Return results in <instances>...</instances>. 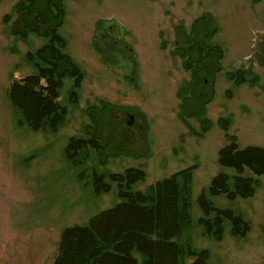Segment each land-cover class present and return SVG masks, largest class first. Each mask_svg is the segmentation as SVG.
<instances>
[{
	"label": "rangeland",
	"instance_id": "obj_1",
	"mask_svg": "<svg viewBox=\"0 0 264 264\" xmlns=\"http://www.w3.org/2000/svg\"><path fill=\"white\" fill-rule=\"evenodd\" d=\"M21 1L24 7L28 4L0 0V55L3 49L12 52L6 89L0 82V264L50 263L65 227L87 225L91 216L121 201L110 173L142 169L144 179L130 190L145 191L193 164L190 225L183 241L188 238L193 250H207L209 264H264V174L254 176L255 192L249 198L230 200L208 192L214 175L233 172L217 163L218 149L228 142L218 119L227 122V133L236 137L239 148H264V0H62L57 32L83 78L75 101L69 96L73 78H62L57 101L67 114L57 131L31 130L7 97L14 78L37 72L27 53L47 41L36 32L54 24L42 11V1L29 15L14 7ZM40 10L43 23L34 17ZM201 15H207L209 23H199L192 37L200 42L202 34L216 27L205 42L221 48V69L214 71L213 58L202 61L206 67L196 76L182 118L177 92L190 82L191 69L183 51L175 49L176 27L187 34ZM23 30L25 37L11 33ZM179 32L185 41V33ZM183 43L177 46L188 42ZM236 69L244 72L246 82L235 84L226 77ZM251 74L258 77L253 86L248 84ZM206 100L202 110L200 103ZM91 136L101 148L82 150L85 155L77 157L78 163L76 157H66L70 137ZM94 173L110 184L108 192H94ZM201 193L213 207L248 221L246 236H231L226 220L220 241L206 235L198 223L203 213L196 199ZM132 254L140 263L141 256L135 250ZM190 262L185 255L182 264Z\"/></svg>",
	"mask_w": 264,
	"mask_h": 264
},
{
	"label": "trees",
	"instance_id": "obj_2",
	"mask_svg": "<svg viewBox=\"0 0 264 264\" xmlns=\"http://www.w3.org/2000/svg\"><path fill=\"white\" fill-rule=\"evenodd\" d=\"M37 1L44 3L42 11L49 13L54 19V24L43 33L36 32L47 41L34 53H27V58L34 62L37 72L14 78L7 89V97L20 111L24 122L31 130L48 128L50 131H57L67 114L66 108L57 101L62 78L65 76L73 78V89L69 96L71 101H75V89L80 86L83 74L71 57L64 52L65 40L57 32L62 24V0H28L25 7L21 1L14 7L29 15L31 7ZM42 11L34 15L40 23L44 22ZM207 18V15L195 18L187 34L182 26L176 27L175 49L183 51L184 63H189L186 68L191 69L190 82L177 92L181 99L182 118L185 117L184 102L191 97L193 87L197 84L196 76L206 67L202 65V61L213 58L217 65L214 71L221 69L219 66L221 48L205 42L206 38L215 33L216 27L212 28L209 35L202 34L205 39H201L200 42H196L192 37V32L199 23H209ZM179 31L185 33V41L181 39ZM12 33L21 37L26 35L25 30ZM180 41L188 43L185 47L177 46V42L180 44ZM251 75L249 86L255 85L258 81L255 74ZM226 77L235 84L246 82L244 72L239 69L227 72ZM185 93L189 95L185 96ZM208 101L200 103L202 110ZM185 123L189 127V124ZM218 124L228 142L218 149L217 163L221 167L232 169L233 172L231 174L219 172L214 175L208 192L210 195L224 194L230 200L236 197L249 198L255 192L257 180L254 176L264 174V148L257 145L239 148L236 137L227 133V122L220 118ZM88 147L99 149L101 143L94 136L70 137L64 153L71 160H75V157L81 154L80 158H84L85 153L82 150ZM80 158H77V163L81 161ZM195 168V164L182 168L150 184L145 191L130 190L132 184L144 179L145 172L142 169L129 167L123 173H110L109 180L117 183V195L121 201L91 216L87 225L65 227L60 234L56 254L48 264H182L185 255L191 257L190 264H209L207 250H193L188 238L186 242L183 241V234L190 225L191 182ZM246 171L251 175L245 174ZM93 188L96 194H100L108 192L110 184L104 180L103 175L94 173ZM196 202L203 213L198 218V223L203 227L204 233L215 240L222 239L224 220L229 223V234L233 237H244L250 230L248 221L240 214L229 209L213 207L203 193L197 197ZM262 230L264 232V221ZM133 250L141 256L140 263L132 254Z\"/></svg>",
	"mask_w": 264,
	"mask_h": 264
},
{
	"label": "crops",
	"instance_id": "obj_3",
	"mask_svg": "<svg viewBox=\"0 0 264 264\" xmlns=\"http://www.w3.org/2000/svg\"><path fill=\"white\" fill-rule=\"evenodd\" d=\"M12 33V32H11ZM13 34V33H12ZM4 55H0V82H3V86L6 89L7 81H6V75L11 69L10 65V55L12 52L10 50H4ZM10 75H9V81H10ZM0 120H1V107H0ZM0 125L2 126V120L0 121Z\"/></svg>",
	"mask_w": 264,
	"mask_h": 264
},
{
	"label": "water",
	"instance_id": "obj_4",
	"mask_svg": "<svg viewBox=\"0 0 264 264\" xmlns=\"http://www.w3.org/2000/svg\"><path fill=\"white\" fill-rule=\"evenodd\" d=\"M132 116H129L128 120H127V124L130 125L132 123Z\"/></svg>",
	"mask_w": 264,
	"mask_h": 264
}]
</instances>
